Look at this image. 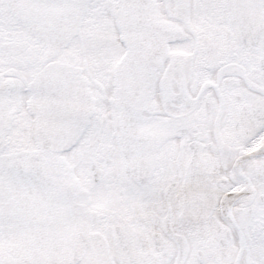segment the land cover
Segmentation results:
<instances>
[{
  "label": "snow or ice",
  "instance_id": "1",
  "mask_svg": "<svg viewBox=\"0 0 264 264\" xmlns=\"http://www.w3.org/2000/svg\"><path fill=\"white\" fill-rule=\"evenodd\" d=\"M0 264H264V0H0Z\"/></svg>",
  "mask_w": 264,
  "mask_h": 264
}]
</instances>
